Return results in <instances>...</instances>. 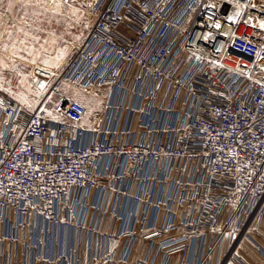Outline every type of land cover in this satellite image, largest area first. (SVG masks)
Returning <instances> with one entry per match:
<instances>
[{"label":"built area","instance_id":"2783aa9c","mask_svg":"<svg viewBox=\"0 0 264 264\" xmlns=\"http://www.w3.org/2000/svg\"><path fill=\"white\" fill-rule=\"evenodd\" d=\"M90 11L88 34L64 69L32 65L43 94L36 109L0 91V256L19 241L2 232L7 211L93 231L76 217L74 194L83 191L130 197L156 214L164 206L162 224L155 218L144 229L168 255L186 250L191 238L212 237L204 264L230 234L233 243L243 236L263 252L248 230L257 231L264 218V0H96ZM66 84L118 89L123 101L134 93L140 107L130 111L149 118L166 108L176 119L149 141L95 137L81 144L87 109L63 94ZM53 97L59 100L48 107ZM104 158L110 164L100 174L96 165ZM177 161L184 163L179 169ZM168 181L169 193L154 201L156 183ZM133 182L142 192L131 194ZM176 202L186 208L178 222ZM177 228L185 234L170 237ZM125 235L131 241L116 258ZM137 236L106 233L98 259L129 260Z\"/></svg>","mask_w":264,"mask_h":264},{"label":"crops","instance_id":"0c3cea01","mask_svg":"<svg viewBox=\"0 0 264 264\" xmlns=\"http://www.w3.org/2000/svg\"><path fill=\"white\" fill-rule=\"evenodd\" d=\"M85 91L92 95L94 106L91 107L89 102L85 101V97H82L87 113L81 124L84 129L81 144H87L95 137L112 138L115 142L149 141L157 136L159 130L173 125L176 119L174 113L166 108L156 109L149 118L142 110L130 111L129 107L133 105L140 107V103L138 105V101H135L134 93L129 94L123 101L124 97L117 96L118 89L98 88ZM122 101L124 108L117 109L116 105ZM109 164L108 158L101 159L96 165V170L100 174L104 173ZM127 165L131 166L130 163ZM183 165V161L174 163L176 169ZM146 170L149 172L150 168ZM173 175L177 178L178 171L176 170ZM166 185L164 187L163 184L156 183L154 201H158L163 192L169 193L171 182L168 181ZM147 189L152 190L153 186L144 187L143 191ZM130 191L133 195L142 192L137 182L131 184ZM173 194H176L175 190ZM74 205L77 219L84 225L93 227V231L79 230L74 225H51L36 215L24 218L7 211L2 232L17 235L19 241L7 243L3 247L0 264H108L98 259L105 248L104 235L132 230L138 233L132 255L129 260L119 264H139L143 260L151 264H201L212 241V237L206 240L191 238L186 242V250H177L168 255L166 250L160 249L158 243L147 237L151 231L144 229L151 225L155 218L157 227L162 224L166 211L164 206H161L159 213L156 214L154 206L136 204L130 197L116 200L115 193L105 198L100 191L76 192ZM185 210V207L174 203L173 211L178 215L177 222ZM142 215H146L147 219L143 221ZM248 233L264 250V218L257 231L252 227ZM184 234L185 230L181 228L169 233L170 237L174 238ZM233 236L234 234H230L221 240L216 251L204 264H238L234 260L235 257L245 264H264V251L259 252L253 243L243 236L233 243L235 237ZM130 241V236H123L120 248L116 251V258Z\"/></svg>","mask_w":264,"mask_h":264},{"label":"rangeland","instance_id":"374dc122","mask_svg":"<svg viewBox=\"0 0 264 264\" xmlns=\"http://www.w3.org/2000/svg\"><path fill=\"white\" fill-rule=\"evenodd\" d=\"M95 1L75 0L68 4L63 3L64 6L59 13L52 11L51 2H48L49 11L46 16L40 18L47 22L42 25H33V29L39 27L41 30L31 31L28 38L27 48L35 49L33 56H29L27 51H21L25 46L17 43L18 33L15 30L11 40L5 35H0V91L19 101L26 108L36 109L43 99V94L37 92L34 87L32 65L39 63L57 70L64 69L66 63L76 53L78 46L88 34L85 22L94 19L90 10ZM16 12H19V9H15L13 13H5V20H11ZM3 31L0 29V33ZM33 35L38 37V42L31 40ZM13 46L16 48L15 54L12 51ZM32 60L36 62L32 63ZM62 92L81 103L84 96L85 101L89 102L91 107L94 106L92 95H88V92L80 87L66 84L62 88ZM94 92L98 93L99 91ZM58 100L59 98L53 97L48 103V107L54 105Z\"/></svg>","mask_w":264,"mask_h":264},{"label":"snow or ice","instance_id":"6c2138e0","mask_svg":"<svg viewBox=\"0 0 264 264\" xmlns=\"http://www.w3.org/2000/svg\"><path fill=\"white\" fill-rule=\"evenodd\" d=\"M63 6L64 4L61 0H51L52 11L59 13ZM49 7L48 0H7V2L6 0H0V9H3V11H0V29L4 30L0 35H5L11 40L15 30L18 33L16 37L17 43L25 46L21 51H27L29 56H33L35 49L27 48L28 38L31 31L41 30L39 27L33 29V25H42L47 22L40 18L47 15ZM68 7H71V5H68ZM15 9H19V12H16L11 20H5V13H13ZM231 19L229 17V20ZM215 27L219 28L220 25L216 24ZM260 27L264 28V23H261ZM31 40L38 42V37L33 35ZM5 50H7V47H5ZM12 51L13 54L16 53L15 46H13ZM35 62V60H32V63Z\"/></svg>","mask_w":264,"mask_h":264}]
</instances>
